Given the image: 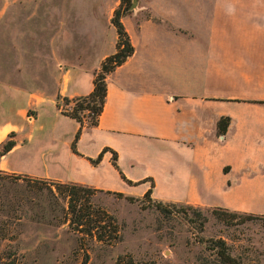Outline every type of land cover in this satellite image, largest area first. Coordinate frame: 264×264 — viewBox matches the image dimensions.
Instances as JSON below:
<instances>
[{"label": "crops", "instance_id": "crops-1", "mask_svg": "<svg viewBox=\"0 0 264 264\" xmlns=\"http://www.w3.org/2000/svg\"><path fill=\"white\" fill-rule=\"evenodd\" d=\"M121 20L134 52L107 75L98 124L82 130L78 153L70 144L79 124L60 112L56 97L92 90L116 33L95 53L99 43L89 34L57 42L51 84L32 103L27 62L19 69L0 59V146L15 143L0 171L17 170L15 159L37 145L38 173L29 174L41 178L135 198L150 189L160 202L264 216V0H133ZM62 120L71 124L63 143ZM104 147L110 150L92 164Z\"/></svg>", "mask_w": 264, "mask_h": 264}, {"label": "rangeland", "instance_id": "rangeland-1", "mask_svg": "<svg viewBox=\"0 0 264 264\" xmlns=\"http://www.w3.org/2000/svg\"><path fill=\"white\" fill-rule=\"evenodd\" d=\"M132 2L122 17L131 13ZM119 5L120 0H0V59L17 63L19 69L27 62L30 103L36 101L37 89L51 84L48 67L57 42L70 33L89 34L99 43L94 53L99 51L116 33L111 17ZM190 6L182 7L188 11ZM192 40L190 47L196 48ZM193 69L189 62L188 71ZM42 107L56 113L53 104ZM29 113L34 111L30 108ZM61 124L63 143L71 124L63 120ZM38 148L35 145L22 159H15L16 169L23 172H0V262L82 264L86 259L85 264H116L119 256L128 254L136 261L157 264H228L223 260L226 255L232 264H264V216L171 202H162L168 210L164 213L152 198L130 202L101 191L91 200L116 218L121 239L112 245L85 239L80 245V235L60 220L65 204L57 203L45 188L49 182L31 180L39 178L32 175L38 173L32 156Z\"/></svg>", "mask_w": 264, "mask_h": 264}, {"label": "trees", "instance_id": "trees-1", "mask_svg": "<svg viewBox=\"0 0 264 264\" xmlns=\"http://www.w3.org/2000/svg\"><path fill=\"white\" fill-rule=\"evenodd\" d=\"M124 5V9L121 6ZM130 6V0H120V5L114 10L111 17V24L116 31L115 51L107 55L100 63V67L94 73L93 88L84 96H77L68 98L66 96L57 95L56 106L60 112L74 119L78 124V128L74 133L73 139L70 144V148L74 153H78L76 150V142L78 141L82 130L86 127L96 126L99 121V116L103 110L104 101L106 97V77L107 75L121 65L132 53L134 52V46L131 43L129 34L122 23V16L126 14ZM64 101L65 104L73 103L71 108H66L61 104ZM88 121H85V118ZM229 124V117H221L217 122L218 133H224ZM12 136V135H10ZM15 145L14 141L9 139L3 142L0 146V157L7 153ZM110 150L108 147H104L96 158H89L92 164H97L105 151ZM112 151V150H111ZM112 164L118 169L116 164V152L112 151ZM2 172V171H0ZM121 177L129 184L132 181L125 178V176L119 171ZM20 179V177H18ZM26 179V178H23ZM36 178L32 177L31 180L39 182H49L50 186H45L49 193L55 198L56 202H64L65 206L61 207L62 222H67L68 227L80 235V245H84V240L97 241L102 244L112 245L121 239L120 225L116 218L108 212L105 208L96 205L92 202L91 197L96 192L112 193L117 197H125L128 201L133 202L138 200L133 196H126L122 192L102 190L84 186L82 184L73 182H62L57 179ZM46 185V183H45ZM51 186L55 187V193L52 191ZM143 196L151 200L150 189L147 190ZM154 205L162 212H167V208L160 201H155ZM188 207L193 208L192 205ZM223 212L230 213L227 209L217 208ZM247 216H257L253 214H246ZM83 242V243H82ZM223 260L228 264H232L233 259L228 255L223 256ZM86 263V259L82 264ZM0 264H4L0 262ZM116 264H157L154 260L136 261L132 256L126 254L119 256L116 260Z\"/></svg>", "mask_w": 264, "mask_h": 264}]
</instances>
